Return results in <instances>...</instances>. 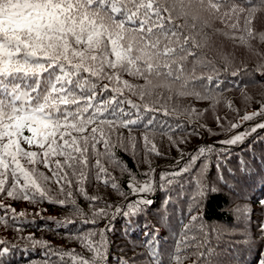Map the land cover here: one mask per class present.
<instances>
[{"label": "snow or ice", "instance_id": "obj_1", "mask_svg": "<svg viewBox=\"0 0 264 264\" xmlns=\"http://www.w3.org/2000/svg\"><path fill=\"white\" fill-rule=\"evenodd\" d=\"M206 29L227 36L264 59V52L254 47L255 41L264 43V0H0V194L29 203L47 201L60 207L71 206L78 215H84L73 198L71 187L75 182L92 209V218L81 221L84 224L95 225L109 216L114 220L117 215L143 213L153 203L143 194L155 190V169L149 167L142 174L147 177L142 182L129 171V191H124L100 157H108L127 171L112 152V134L127 129L131 138L134 128L153 126V112L171 114L166 108L144 103L148 97L162 98L170 93L217 102L214 88L221 84L220 69L203 51L210 39ZM222 59L227 71L231 60L228 55ZM259 67L264 68V64ZM247 71L236 69L231 75L238 77ZM125 75L137 83H131ZM132 97H138L140 102ZM244 99L249 97L244 94ZM228 107H232L231 102ZM259 116H264V103L237 122H229L224 131L231 132ZM220 120L217 117L218 124ZM258 129H264V122L217 143L241 145ZM143 139L147 149L150 141L147 135ZM149 151L160 154L154 144ZM215 151V145H199L186 160L181 153L183 163L177 161L178 168L160 173L162 188L185 174L196 173L188 194L191 219L181 229L168 264H184L189 259L185 253L197 238L188 232L201 219L198 209L207 192L219 191L205 180L209 158ZM202 160L204 163L197 168ZM40 165L51 176L41 172ZM238 169L241 174L247 173L248 162L240 160ZM229 173L237 180L231 169ZM92 174L126 201L115 206V213L110 212L113 205L85 191L84 184ZM217 179L240 195L238 180L231 183L222 171ZM49 181L59 186L64 199L49 197L44 186ZM99 203L104 206L95 207ZM259 205L264 209V199L259 200ZM233 211L243 218L247 236L252 209L248 204H237ZM0 212L4 213L0 223L17 225L16 230L22 231L24 211L17 213L11 204L0 201ZM62 223L75 221L66 218ZM204 227L200 225V230ZM255 227L256 235L264 241V220ZM112 230L110 220L98 231L93 228L67 234L69 239L79 241L89 256L75 249L56 248L31 233L22 239L32 246L44 247L48 259L58 255L59 260L52 264H106L111 244L107 233ZM151 235L145 232V237ZM159 244L157 236L146 241L151 258L156 264H164L156 247ZM4 245L9 241L0 238V257L17 247ZM194 255L193 264H213L211 249ZM254 264H264V247L257 248Z\"/></svg>", "mask_w": 264, "mask_h": 264}, {"label": "trees", "instance_id": "obj_2", "mask_svg": "<svg viewBox=\"0 0 264 264\" xmlns=\"http://www.w3.org/2000/svg\"><path fill=\"white\" fill-rule=\"evenodd\" d=\"M216 27L221 25L217 24ZM205 31L210 39L203 51L206 57L215 61L216 67L220 69L221 84L214 88L217 102L214 104L212 100H198L193 96H172L170 93H165L162 98L148 97L143 101L144 103L157 108H166L171 114L166 115L163 110L153 112L151 114L153 126L150 129L134 128L131 138L127 129L121 128L112 134L111 140L114 145L112 152L127 171H123L108 157H100L124 191H129L128 183L131 179L129 171L136 174L137 181L142 182L147 179L142 174L148 172L149 167L155 169L153 173L155 190L143 194L153 203L139 215L132 217L117 215L114 220L109 216L93 225L81 222L92 218V209L90 202L77 191L79 186L75 182L71 187L73 198L84 215H78L71 206L60 207L47 201L29 203L24 200H12L0 194V201L11 204L17 213L21 211L26 213L20 225L22 231L16 230L17 225L9 223L5 226L0 223V238L9 241V245L4 246L17 245L7 256L0 257L2 264H52V261L59 260L58 255H53L50 259L46 258L44 247L32 246L30 241L22 239L30 233L34 234L36 239L47 241L56 248L75 249L89 256L90 253L81 248L79 241L69 239L67 234L86 232L93 228L98 231L105 228L110 220L113 230L107 233L111 244L106 264H156L146 247V241L152 236L159 238L160 244L156 247L164 264H168V255L173 251L181 229L185 224H189L191 219L188 212V194L191 191L192 177L196 173L185 174L173 185H166L163 188L160 187V173L178 168L177 161H181V153L186 160L188 154L196 151L202 144L216 146V151L208 161L205 180L209 187H216L219 191L207 192L198 209L201 219L197 220L192 225V231L188 232L189 236H196L197 239L185 253L189 259L184 264H193L194 254L206 249H211L213 264H254L257 248L264 247V241L256 235L255 227L264 220V209L259 205V200L264 199V129L252 133L241 145L225 146L217 142L229 139L237 132H243L264 122V116H259L244 122L238 129L231 132L224 131L229 122H237L245 113L256 111L264 103V75H262L264 68L259 67L264 64V59L227 36L212 29ZM254 47L264 52V43L255 41ZM223 55H228L231 60L227 71L224 70ZM244 68L248 71L242 72L238 77L231 75L232 71ZM208 74L212 73L208 72ZM124 78L133 84L137 83L130 76L125 75ZM244 94L249 97L247 101L244 99ZM132 99L140 102L138 97ZM229 102L232 104L231 108L228 107ZM217 117L221 118L220 124L217 123ZM145 135L150 141L147 149L143 139ZM152 144L155 145L159 155L149 151ZM240 160L248 162L250 170L247 173L241 174L239 171ZM92 163H95V158ZM202 163L203 160L199 161L197 168ZM230 169L238 180L237 190L240 195L224 187L217 179L218 172L222 171L231 183H237L229 173ZM39 170L51 176V172L43 165L39 166ZM44 186L49 190L50 198H65L59 193V186L56 183L49 181ZM84 188L89 196L100 197L103 202L113 205L110 209L111 213H115V206L126 203L118 192L98 182L94 174L89 176ZM166 200L170 202L165 204ZM237 204H248L252 209V221L247 236L244 232L243 218L233 211ZM103 206V203L95 205V207ZM0 215L4 213L0 212ZM48 217L52 219H47ZM66 218L75 223H62ZM200 225L205 226L203 231L200 230ZM145 232L152 235L145 237ZM249 236L251 240L248 239ZM198 244L202 246L199 249Z\"/></svg>", "mask_w": 264, "mask_h": 264}]
</instances>
